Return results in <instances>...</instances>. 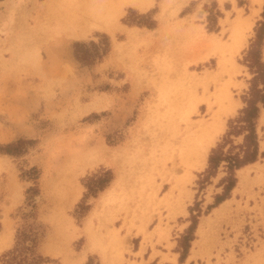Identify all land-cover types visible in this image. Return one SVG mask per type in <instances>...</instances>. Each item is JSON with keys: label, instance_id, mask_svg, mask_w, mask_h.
<instances>
[{"label": "rangeland", "instance_id": "1", "mask_svg": "<svg viewBox=\"0 0 264 264\" xmlns=\"http://www.w3.org/2000/svg\"><path fill=\"white\" fill-rule=\"evenodd\" d=\"M46 1L0 0V147L15 151L0 150V264H177L173 252L184 262L229 176L226 161L208 175L212 151L223 146L244 155V134L228 133L255 98L253 88L264 89V3L257 10L253 0H138L146 7L140 9L131 0H105L113 32L91 27L80 38L49 21ZM235 18L252 26L243 28L246 44L232 52ZM210 37L226 45L228 63L204 85L205 70L218 63ZM76 43L98 49L99 57H77ZM175 93L188 118L176 115V133L165 125ZM258 105L256 161L264 163ZM218 111L224 127L206 164H185L178 153L186 125ZM100 148L111 158L95 155ZM238 171L229 206L210 221L206 249L191 264H264V174L254 171L235 191ZM100 178L110 181L93 193L88 186ZM175 181L174 195L163 201ZM111 186L113 199L104 200ZM24 230L33 231L32 249L6 262Z\"/></svg>", "mask_w": 264, "mask_h": 264}, {"label": "bare ground", "instance_id": "2", "mask_svg": "<svg viewBox=\"0 0 264 264\" xmlns=\"http://www.w3.org/2000/svg\"><path fill=\"white\" fill-rule=\"evenodd\" d=\"M57 1L47 0L46 4L44 5L45 11H47V14L49 15L48 16L49 21L52 20L55 23H57L59 25V29L62 32H64L65 34L69 35L70 37H72V36L73 37H80V38L85 37L87 35V32L89 31V29L91 27H98L101 29H105L109 32H113L114 28L110 24L111 20H112V18H111L112 16H111L109 10L106 9V5L104 3L105 0H75V1L74 0H60V5L58 4ZM131 2H133L134 5L140 9L146 8L145 6H143V4L141 2H138V0H137V2H136V0H131ZM253 2L257 3V5H258L257 10H259L263 5L264 0H253ZM146 3H148V0ZM163 9H165V5H164ZM238 18L233 19L232 23H230L232 39L229 42V46H230V49L232 50V52L239 51V49L242 48L246 44V38L243 34V30H244L243 28H245V27L251 28V26H252L251 22H249L247 25H245L244 24L245 21H243V23H242ZM210 38H211V41L213 40V42H214V48H213L214 52H216L218 54V63H217V68L215 70H205L203 77L200 79V81H202L204 85L210 80H216L217 76L222 74V72L225 69L227 70L226 67H227V63H228V60L225 58V56L223 54L224 48L226 47V45H224L221 42V40L218 38H216V39L212 38V37H210ZM227 47H228V44H227ZM235 62L232 60V63H231L232 66H230V69L232 71L233 70L236 71V69H234V68H236V66H238ZM234 71L231 73H235ZM158 85H160V84H158ZM160 91H163V89L160 88ZM168 95H170V94H168ZM159 97L162 98V97H164V95H161V93L159 92ZM163 99L167 100V98H163ZM195 99H197V98H195ZM181 100H182V96L177 95L176 93L174 95H170V97L168 98V102L170 104L168 103L169 107H168V110L166 112H167V114H169V119H167L168 123L165 125H166V127H167V125H169L168 126V127H170L169 129H171L172 131H175V133L178 130H179V132L182 131L180 129V127H177V123L179 125L180 121H177V119L175 118L176 115L178 113H180L179 115H180L181 119H185V118L188 119L185 116V114L183 113L184 109H180L181 107H183L182 105H180ZM196 103H199V102H196ZM187 105H188V103H187ZM190 106H191V103H190ZM222 108L224 109V107H222ZM225 110H228V109L225 108L224 112H225ZM186 111L188 112V109ZM166 112H165V114H166ZM188 117H190V116H188ZM219 117H220V112L218 114H217V112H215V114H213L211 119H207L206 117L200 118L196 122L190 121L189 124L186 125V128L184 129L185 135L181 140V144L183 145V149L180 150L179 153L177 152L178 154H180V157L185 164L197 166V168L203 167L206 164L207 157L209 154V149H211L210 146L215 142L217 135L219 134V132L221 130H223V127H224V122ZM262 120L264 121V113L262 115ZM175 121H177L176 124H175ZM127 147H128V145H127ZM118 148H120V147H118ZM107 150L108 149H106V151ZM119 150H120L119 153H121L122 149H119ZM106 151L103 148H100L99 151H96L97 153H95V155L98 156V154L100 155L101 153H103V155L105 157L109 158L110 153L106 152ZM115 151L117 152V150H115ZM125 151H126V149H125ZM122 152H124V151H122ZM119 153H117L118 156H120ZM115 156L116 155H114L113 158H115ZM92 158L94 160H96V156H94V157L92 156ZM93 159H92V161H94ZM238 170H239L238 171L239 172V185H238V187H236L237 189L235 188V191H238V189L240 190L245 184H248L247 182H249V184H250L249 179L252 178L251 173H253L254 171H256V174H258V178L261 175H263L264 174V163L254 161V162H251V163H248V164L242 166ZM120 173H119L120 176H118L119 181H121L122 178L124 177V176H122L121 171H120ZM251 183H252V180H251ZM64 184H65V182L61 185L64 186ZM172 184L173 185L171 186V189L166 190L165 196H163L164 198H162L163 201L170 200L171 196L174 195L173 191H174V188H175L177 183L175 181ZM114 187L115 186H113V188H112V186H111L110 189H107V191L104 192L105 193L103 196L104 200L110 198L109 196H111V198L113 197L112 195L114 193L113 194H111V193L114 190ZM244 188H245V186H244ZM114 192H115V190H114ZM102 200L100 202H102ZM230 201L231 200H229V201L227 200V201H224V202L220 203L219 205H217L213 210L212 216H208V215L206 216L205 215L206 217L201 221L199 228H198V233H199L200 239H198L194 242V247L192 249V255H191L192 257H196V256L200 255L201 249L202 248L204 249L203 244L201 242H202V240L204 241V239L206 238V233H208V232H206L207 226L209 224H211L210 221H212L214 218H219L224 213L226 207L229 206L228 203ZM102 205H103V203H102ZM169 208H171V207H169ZM86 228H87V230H90L91 224L90 223L86 224ZM93 235H95V233L94 234L92 233L90 235V239H91L90 245H93V244L95 245V240H94ZM101 245H102V243H101ZM101 247H103V246H101ZM104 247L106 249V246H104ZM261 247H264V242L261 243ZM105 251L109 255L108 250H105ZM105 251H102V254H103L105 260L108 262V256H106L107 253ZM110 256L111 255H109V257ZM245 263L246 262H243L242 264H245ZM108 264H109V262H108Z\"/></svg>", "mask_w": 264, "mask_h": 264}, {"label": "trees", "instance_id": "3", "mask_svg": "<svg viewBox=\"0 0 264 264\" xmlns=\"http://www.w3.org/2000/svg\"><path fill=\"white\" fill-rule=\"evenodd\" d=\"M95 44V43H94ZM83 43H76L75 44V52L77 54V57L90 61L94 59L96 56L99 57V50L95 49V51H88L83 48ZM95 48H97V45H95ZM101 56V54H100ZM261 64L262 62L259 61ZM254 96L252 100L248 101L247 106H245L241 110V114L236 118L231 120V131L228 133L231 135L232 133H239L244 134V143L240 146L242 149V152L244 155H241V153H233L232 151H228V153L223 152V146H219V153L217 150H213L212 154L210 155L209 160V170L208 175H215L217 168L219 167L220 163L222 161L227 162V168L229 172V176L225 179V191L222 195L218 196L216 198V201L214 204L210 205L209 207H216L221 202L226 200L229 197V194L231 190L234 188L236 184V178L234 176L235 170L241 168L242 166L254 162L257 160L259 155V141H258V131H257V121L260 115L261 108L258 105L259 101L263 102L264 105V89H258L257 87H254ZM12 144H8L4 147H0V150L5 153L14 154L15 151L13 149ZM110 181V179H102L100 178L98 181L96 180L93 182L92 185H89V190L97 192L99 190H102L106 187L107 183ZM193 226L191 225L190 228ZM34 235L33 231H22L18 235L19 243L17 242V246L12 251L11 254H7L4 256V260L6 262L8 261H15L17 262L18 257L23 251L31 250L32 246L34 245ZM17 240V241H18ZM31 241L32 245L29 246L27 243ZM184 255L182 254L181 259L184 258ZM20 260V259H19ZM20 264V263H16Z\"/></svg>", "mask_w": 264, "mask_h": 264}, {"label": "crops", "instance_id": "4", "mask_svg": "<svg viewBox=\"0 0 264 264\" xmlns=\"http://www.w3.org/2000/svg\"><path fill=\"white\" fill-rule=\"evenodd\" d=\"M264 3V2H263ZM238 187V186H237ZM228 201H229V198L227 199ZM227 200H225V201H227ZM224 202V201H223ZM222 203V202H221ZM199 228V227H198ZM197 238L193 241V245H192V247H191V250H190V253L188 254V256L185 258V261L184 262H181L180 260H179V257H180V254L178 253V252H173V254H175V261L177 262V264H191V263H193L195 260H199V258L200 257H198V256H196V257H192L191 255H192V249H193V247H194V242L196 241V240H198V239H200V237H199V233H198V229H197ZM205 240V239H204ZM203 240H202V244H203ZM201 244V245H202ZM205 249H206V247H204ZM150 249H151V247H145L144 248V250H143V257H147V253H151V251H150ZM172 249H174V247H172ZM204 249L202 248L201 249V252L203 251ZM150 251V252H149ZM200 251V250H199ZM165 252V251H164ZM159 257V255H157V256H155V258H154V260L156 261L157 260V258ZM173 263V262H172ZM174 264V263H173Z\"/></svg>", "mask_w": 264, "mask_h": 264}]
</instances>
